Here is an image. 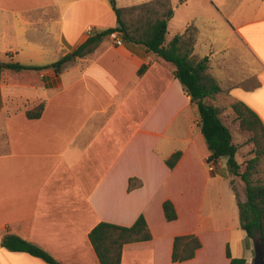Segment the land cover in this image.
<instances>
[{
    "label": "crops",
    "instance_id": "1",
    "mask_svg": "<svg viewBox=\"0 0 264 264\" xmlns=\"http://www.w3.org/2000/svg\"><path fill=\"white\" fill-rule=\"evenodd\" d=\"M171 3L168 40L194 24L200 57L214 63L238 47L242 57L228 76L258 80L231 94L264 123V0ZM183 3L201 11L180 17ZM116 25L110 0H0V61L30 67L5 68L0 81V264H50L3 247L6 233L60 264H101L90 231L101 221L131 226L141 214L152 237L126 243L121 264H252L254 242L240 225L227 158L210 167L199 110L173 63L115 32L60 71L52 66L90 37L89 26L95 35ZM41 104L42 115L29 118ZM178 151L171 168L166 160ZM130 178L141 185L129 190ZM166 200L175 220L165 217ZM191 234L201 241L195 256L173 261L175 237Z\"/></svg>",
    "mask_w": 264,
    "mask_h": 264
},
{
    "label": "trees",
    "instance_id": "2",
    "mask_svg": "<svg viewBox=\"0 0 264 264\" xmlns=\"http://www.w3.org/2000/svg\"><path fill=\"white\" fill-rule=\"evenodd\" d=\"M110 3L116 13L117 25L90 35L74 52L63 55L52 66L60 71L65 62L93 52L104 37L115 32H118L126 43L142 44L164 60L173 63L176 77L199 110L201 131L211 150L208 163L218 165L226 157L231 173L241 177L245 182L246 200H240L237 194L241 227L249 237L254 238L256 234H261L264 239V181L252 180L257 166L264 162V123L260 116L240 99L234 98L228 104L235 113L240 130L249 134V141L254 145L255 156L241 170L236 158L238 145L233 142L231 127L221 117L223 107L209 101L222 92V87L209 69V57L207 55L199 57L194 53L197 27L190 24L183 34H176L168 40V23L174 15L171 0H150L128 7L118 6L117 0H110ZM5 68L21 70L30 67L19 62L0 61V81ZM145 68L146 66H143L139 73ZM43 110L44 104H41L28 111L27 116L38 118ZM180 156L181 152L178 151L167 159L169 167L173 168ZM140 185L139 179L130 178L129 190ZM163 209L168 221L177 218V210L171 200L164 202ZM151 237L149 225L143 214L131 226L101 221L89 233V239L101 264H121L123 246L126 243L149 240ZM1 245L11 251L37 256L50 264H60L47 251L16 234L6 233ZM200 246L201 241L196 235L176 236L173 261H184L194 257ZM228 255L231 257L230 251ZM231 263L247 264L244 258H232Z\"/></svg>",
    "mask_w": 264,
    "mask_h": 264
},
{
    "label": "rangeland",
    "instance_id": "3",
    "mask_svg": "<svg viewBox=\"0 0 264 264\" xmlns=\"http://www.w3.org/2000/svg\"><path fill=\"white\" fill-rule=\"evenodd\" d=\"M118 2H119L118 4H122L123 0H118ZM184 4L185 3L179 4L180 8L178 9V15L180 17L188 14L189 10L197 11L199 9L196 7H192V5H191V8L189 6L188 7L183 6ZM194 5H195V2H194ZM198 11L200 12L201 9H199ZM198 14L202 15V13H198ZM217 56H218L217 60H215L214 63L211 62L210 56H208L209 57L208 64H209L210 71L217 77L222 87V92L218 94L215 97V99H210L209 101L214 103L215 105L223 107L221 117L224 120V122L231 127V131L233 135V142L238 145V151H237L236 158L239 164L241 165V170H243L247 162L255 156L254 145L252 142L249 141V134L240 130V127L236 123L235 113L228 106V104L232 102L233 99L235 98L233 97V94H231V89L234 86H241V87H249L251 85L254 86L257 83L258 79L256 76H252L245 81L243 77V73L241 71L240 72L237 71V75L235 77L228 76L226 69L229 70L233 68L234 66H236V64L234 65L233 62H237V59L242 57L238 47H236L235 49H231V50L223 49L220 52V54L218 53ZM222 56H224V61L222 60L223 58ZM218 71H221V74H220L221 76L219 77L216 75ZM233 178H234L233 184H234L235 189L237 190L238 198L242 201H245L246 200L245 182L239 176L233 175ZM252 180L253 181H264V162L263 161L260 162L259 165L257 166L256 172L252 176ZM258 236L259 234L255 235V237L253 238V242H254V239H256Z\"/></svg>",
    "mask_w": 264,
    "mask_h": 264
},
{
    "label": "water",
    "instance_id": "4",
    "mask_svg": "<svg viewBox=\"0 0 264 264\" xmlns=\"http://www.w3.org/2000/svg\"><path fill=\"white\" fill-rule=\"evenodd\" d=\"M252 264H264V239L261 234L254 239V258Z\"/></svg>",
    "mask_w": 264,
    "mask_h": 264
},
{
    "label": "built area",
    "instance_id": "5",
    "mask_svg": "<svg viewBox=\"0 0 264 264\" xmlns=\"http://www.w3.org/2000/svg\"><path fill=\"white\" fill-rule=\"evenodd\" d=\"M92 30L93 28L91 26L88 27V33L91 35L92 34ZM116 43L118 45L123 44V40L121 38H117L116 39ZM210 167L213 169V167L215 166V164L213 162L209 163Z\"/></svg>",
    "mask_w": 264,
    "mask_h": 264
}]
</instances>
